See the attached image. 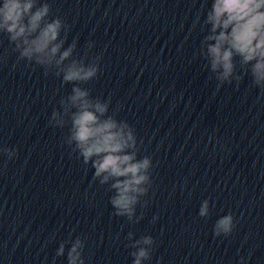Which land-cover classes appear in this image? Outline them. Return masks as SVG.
<instances>
[{
    "label": "clouds",
    "instance_id": "clouds-1",
    "mask_svg": "<svg viewBox=\"0 0 264 264\" xmlns=\"http://www.w3.org/2000/svg\"><path fill=\"white\" fill-rule=\"evenodd\" d=\"M50 16L51 5L47 0L43 3L0 0V33L7 34L19 60L42 67L46 75L54 74L62 84H72L71 92L59 100L62 110L52 112L49 124L59 128L70 125L64 143L85 165L91 164L94 180L109 186L113 192L110 197L113 215L139 223L143 213L136 215L137 206H147L148 202L142 203L141 198L152 187V158L138 157L136 131L127 121L109 114L111 100L93 97L91 89L81 86L97 78L101 71V57L88 51L93 48V42L89 41L88 50L79 56L76 40L65 47L69 26L59 16ZM203 23L207 34L201 41L199 55L207 61L206 67L212 74L209 79L214 76L218 89L233 81L239 87L243 75H247L252 85L264 94V0H212ZM238 66L243 75L238 74ZM16 151L0 149L9 159ZM198 215L201 218L210 215L208 199L201 202ZM235 227V218L229 212L217 219L213 234L227 237ZM127 239L130 241L127 247L133 249L132 264L151 260L155 244L151 235L134 239V233L129 232ZM66 244H70L67 264H85V243L79 236L61 242L56 256L65 255Z\"/></svg>",
    "mask_w": 264,
    "mask_h": 264
}]
</instances>
